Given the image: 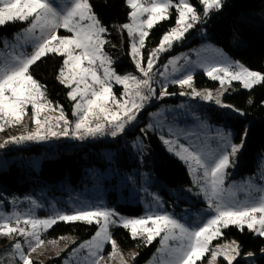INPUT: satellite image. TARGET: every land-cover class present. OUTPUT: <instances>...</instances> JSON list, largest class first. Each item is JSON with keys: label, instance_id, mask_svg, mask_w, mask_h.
I'll return each mask as SVG.
<instances>
[{"label": "snow or ice", "instance_id": "1", "mask_svg": "<svg viewBox=\"0 0 264 264\" xmlns=\"http://www.w3.org/2000/svg\"><path fill=\"white\" fill-rule=\"evenodd\" d=\"M126 3L131 9L128 14L130 22L121 27L133 38L131 55L144 79L130 73L120 75L112 67L114 61L103 51V46L107 43L104 34L108 29L93 10L90 0H70L63 6H58L54 0H0V26L8 22L30 21V26L24 31L35 41L31 54H8L0 62V131H4L6 125L22 124L28 115L29 107L32 109L31 119L36 125L34 131L9 137L0 144V148L8 143L19 144L24 141L47 140L51 137L69 135L68 126L71 121L65 115L63 106H54L52 101L48 100L46 86L36 80L29 71L41 57L50 53L64 57L57 79L71 89L68 96L75 101L73 114L77 117L74 125L77 138L83 140L86 135L104 134L107 124L112 125L110 135L115 137L124 131L128 122L136 119V112L133 109L143 108L144 102L149 99L148 95L143 94V90L154 92L151 88L150 73L158 53L166 51L174 41L182 39L196 22L208 17L213 11L221 10L224 6V0H199L203 6V16H201L191 0H126ZM171 9L177 13L176 26L163 35L158 47L149 54L145 67L141 49L145 38L149 35L148 30L159 21L169 19ZM60 28L67 29L70 35L59 36L57 33ZM37 29L40 32L39 36H35ZM165 67L167 68V65ZM206 74L211 79L218 80L221 86L240 81L244 88L251 89L254 85L264 83V73L251 70L239 61L209 64L206 67ZM113 82L124 85L125 95H134L140 103H136L135 99L124 103L116 100L112 93ZM172 82L181 86L187 85L192 89L193 96L202 95L205 100L215 99L217 104H221L219 96L222 93L214 97L211 91L202 94L193 87V75L190 71L183 78ZM130 88L133 90L131 93ZM162 94L169 93L164 90ZM110 98L119 109L123 110L122 113L109 111L107 104ZM57 108L59 115L56 117L42 115ZM235 111L240 112L239 109ZM54 128L60 130L55 131ZM229 135L222 134V139L227 141L229 150L222 151L214 158L191 151L183 145L179 146L181 151H176V155L182 160L191 162L189 166L194 172L197 169L203 170L205 184L202 186V191L208 197L209 207L214 208L215 215L200 226L190 228L167 213L128 218L121 216L114 209L97 206L77 209L71 214L57 212L45 219L32 216L21 219L17 214L14 225L8 218L0 217V236L19 235L30 238L28 240L30 250L27 253L19 241L13 245V256L18 255L22 264H34L32 253L45 245L42 233L58 221L98 225V230L92 239L79 246L80 249H88V256L84 258L85 264H108V261L116 260L118 264H127L117 241L112 237L110 231L112 225L128 229L133 239L142 238L146 245L160 237L161 248L158 249L160 256L155 259V264H197V261H201L209 252L211 253L209 264H216L218 257H223L227 264H233L241 255L240 245L236 241H231L210 248L211 242L223 234L222 228H227L229 225H236L241 231L246 226L248 230L264 237V195L254 201L246 200L243 203L223 201L226 170L232 165L231 157L243 148L247 130L244 131L239 144L231 143L228 140ZM164 142L169 145L172 143L168 140ZM169 150L174 149L170 147ZM196 182L200 183V178H196ZM258 191L264 192V189ZM214 200L218 202L213 203ZM66 239L68 238H59V240ZM170 241H176L175 246L170 244ZM57 242L53 240L49 243L55 245ZM106 243H110L112 247L107 261L101 254ZM78 251L79 249H75L74 254ZM261 251L264 252V249ZM136 255L132 253V258L135 259ZM246 255L252 257L255 254L248 252Z\"/></svg>", "mask_w": 264, "mask_h": 264}, {"label": "rangeland", "instance_id": "2", "mask_svg": "<svg viewBox=\"0 0 264 264\" xmlns=\"http://www.w3.org/2000/svg\"><path fill=\"white\" fill-rule=\"evenodd\" d=\"M54 2L58 6H63L68 4L70 0H54ZM173 10L174 9L170 10V16ZM197 11L203 16L201 11L198 9ZM129 22L130 21L128 20L126 23ZM200 22L201 21L196 22L194 26L184 34L182 39L174 41L171 47L166 51L158 53L160 58L153 63V68L156 71L153 95L158 99V103L156 104V107L149 110L147 120L141 126L140 132L135 137H128L126 135L121 136L126 131H133L125 130L118 134L119 138H111L113 141L119 140L122 146L132 147L135 153L140 157V166L128 171L119 170L116 167H109L105 171H96L87 176L83 186L75 187L69 182L53 183L40 177L41 165L44 158L50 154L49 149H42L34 153L19 152L13 155H0V169L6 168L10 162H19L22 167H31L34 171L31 191L23 195H13L5 201H1L0 217L8 218L13 223L17 214H19L21 219H26L28 216L45 219L53 216L57 212L71 214L77 209H88L102 206L114 209L121 216L128 218H139L147 214L167 213L180 220L181 223L192 228L202 225L206 220L215 215L214 208L209 207L208 197L202 191V186L205 184L203 170L197 169L194 172L189 166L191 162L182 160L176 155V151H181L179 146L183 145L191 151H197L206 157L214 158L222 151L229 150L227 149V141L222 139V134H230L228 140L231 143H240L235 139L236 131L234 127L229 125V120L230 116H242L243 112L235 111L236 108L234 107H224L223 105L230 104L223 101V95L233 83L241 82L233 81L231 84L221 86L218 80H213L206 74V67L209 64L222 61L236 62L239 60L227 53L222 46L210 41L205 29L200 25ZM22 23L25 25L21 27L19 31L15 32L12 36H3L1 38L0 62H2L8 54L27 55L33 52L35 41L24 31L30 26V21H23ZM122 25L114 26L113 29H109L105 26L108 31L104 34L107 43L104 44L103 51L114 61L112 67L116 69L118 74L125 75L130 73L139 78L143 76V74L137 67L136 71L138 72L133 71L126 73L119 72L116 67L117 62L125 59H130L135 64L131 55L133 38L129 36L126 29L121 27ZM153 27L148 30L149 34ZM193 30L194 32L191 33ZM57 34L59 36L70 35L69 31L63 28H60ZM39 35L40 32L39 29H37L35 36ZM188 35L190 36L189 38H187ZM148 36L145 38L144 46L141 49L142 56ZM194 37H198L200 41L196 45H190V42ZM177 45H179V47L182 45L187 46L174 52V47ZM165 55H168L167 59H165ZM147 59L148 58L143 60V66L145 67ZM170 61H174V63H170ZM239 62L242 63L241 61ZM166 65L167 68L165 67ZM245 66L249 68L247 65ZM189 71L193 75V87L197 91L202 94L205 91H211L214 97H216L218 93H222V95L219 96L221 104H217L215 99L205 100L202 98V95L193 96L191 95L192 89L187 85L181 86L172 82L173 80L183 78V76ZM100 72L102 73V69H100ZM199 72H205L209 79L217 84L215 86L197 87L194 83V76ZM111 87L113 95L116 100L120 101V103L131 101L132 99H135L136 103L139 102V99L135 98L134 95H125L124 85L113 82ZM70 90L71 89L68 88V92ZM164 90L169 94L163 95L162 91ZM132 91L133 90L130 88L129 92L131 93ZM68 99L72 102V117L70 118L61 103L52 102V104L54 106H63L65 115L68 120L71 121V124L68 126L69 135L67 137L73 144H76L73 146L75 149L82 148L85 145L79 144L83 140L88 139L92 142H98L112 137L107 134H97L93 137L86 135L83 140L77 138L78 134H75L74 129L77 117L73 114L75 101L71 100L69 96ZM48 100L50 99L48 98ZM107 107L110 112H123L122 109H119L116 106L111 98L109 99ZM31 114L32 109L29 107L28 115L25 117L22 124H17L15 126L6 125L4 131H0V144H3L11 136L34 131L36 125L31 119ZM42 115H47L50 118L56 117L59 115V108L55 111L45 112ZM148 135L157 136L165 149L186 166L190 175V183H178L175 186H171L165 180L149 174L142 167L143 158L149 152V145L146 140ZM165 140L171 141V145L166 144L164 142ZM39 141L42 142L43 140ZM24 142H22V145H24ZM47 147L50 148L51 146H45L43 148ZM52 147L57 150L58 146ZM170 147L174 150L170 151ZM242 151L243 148L234 157H231L232 165L226 170L227 175L223 183V201L225 203H243L246 200L254 201L259 196L264 195V192L258 191V189H264V155L257 156V159L255 160L257 168L254 172H246L241 175L240 171L245 163L244 158L242 157ZM100 153L109 160L113 159L114 152L111 150H102ZM194 167L195 165H193V168ZM196 178H200V183L196 182ZM111 198H114L113 202H111ZM216 202L218 201H213V203ZM117 204L139 206L141 207V214L131 215L122 213L117 209ZM21 206H26L24 211H20ZM53 226L42 233V239L45 240V245L42 248L37 249V252L32 253L34 261L46 262L49 259L57 258L60 259V263L59 261H53L51 264H85L84 258L88 256V249H80L79 246L82 243L91 240L95 234L77 243L75 236L72 234L61 235L59 237L51 236L49 233ZM149 226H151V224H149ZM118 227L122 226L112 225L110 227L112 237L116 241L117 239L114 235V230ZM231 227L239 228L236 225H229L227 228H222L221 231L223 234L212 240L210 248H214L217 245H224L231 241H236L238 243L237 240L226 237V233ZM245 228L247 227L245 226ZM255 235L257 234L255 233ZM60 237H67L68 239L59 240ZM6 238L8 242L0 247V264H22L18 255L13 256V245L15 242L19 241L22 244L24 251L27 253L30 250L28 245V240L30 238L19 235ZM53 240L58 241L57 244L53 245L49 243ZM155 242L156 246L153 253L149 258L142 262H139V259L144 250H139L135 245L125 248L118 241L117 244L124 259L127 261V264H155V259L160 256L158 249L161 248V238L157 237L152 243ZM169 243L175 246L176 241H170ZM75 249H79V251L74 254ZM111 252L112 247L110 243H106L101 252L106 261ZM132 253L137 254L135 259L132 258ZM256 256L257 254L252 257L240 255L236 260L243 257L245 264H257L255 260ZM259 256H264V252H261ZM210 258L211 253L209 252L201 261H197V264H209ZM108 264H118V260L108 261ZM216 264H227V262L223 257H218Z\"/></svg>", "mask_w": 264, "mask_h": 264}, {"label": "trees", "instance_id": "3", "mask_svg": "<svg viewBox=\"0 0 264 264\" xmlns=\"http://www.w3.org/2000/svg\"><path fill=\"white\" fill-rule=\"evenodd\" d=\"M195 7L203 13V6L199 0H191ZM93 10L104 26L113 29L129 20L130 8L126 0H90ZM177 13L172 11L169 19L157 23L149 34L143 50V60L148 58L153 49L157 48L163 35L176 25ZM23 24L20 21L8 22L0 26V40L3 36H12L19 31ZM200 25L205 29L210 41L222 46L232 57L247 65L250 69L264 73V0H224V6L219 11H213L208 17L203 18ZM194 30L191 32L193 33ZM190 36L188 35L187 38ZM200 39L194 37L190 45H196ZM187 45L174 47V52L185 48ZM168 55H165L167 59ZM64 57L59 54H48L38 60L29 69L32 76L47 88V97L54 103H61L68 117H72V102L68 99V88L57 79L60 68L63 66ZM117 70L121 73L136 71V65L125 59L116 63ZM138 72V71H136ZM197 87L215 86L217 83L209 79L205 72L194 76ZM223 101L243 112L242 116H230L229 125L236 131L235 139L241 142L242 135L247 130L244 139L242 157L244 165L240 174L252 173L257 166V156L264 155V83L254 85L251 89H244L241 83H233L223 95ZM251 101V102H250ZM156 105L144 109L138 128L126 131L121 136L135 137L141 126L146 122L148 112ZM119 138V135L115 136ZM98 142H80L85 144L82 148L75 149L73 143L54 147L28 148L19 144L8 143L0 148V155H13L19 152L34 153L42 149H49L41 165L40 177L53 183L69 182L75 187L83 186L87 176L96 171H105L109 167L119 170H132L141 165L140 157L130 146H122L119 140ZM4 140V139H3ZM2 140V141H3ZM147 143L149 152L144 156L142 167L151 175L165 180L169 185L190 183V175L186 166L176 157L171 155L161 144L157 136L148 135ZM1 141V142H2ZM3 143V142H2ZM111 150L114 152L112 160L107 159L100 152ZM116 151V152H115ZM34 171L31 167H22L19 162H10L6 168L0 169V202L13 195H23L31 191ZM114 198H111V202ZM22 211L26 206H21ZM117 209L126 214L140 215L141 207L129 204H117ZM98 229L96 224L81 222H57L50 230V235L59 237L72 234L77 243L91 237ZM117 241L125 248L135 245L139 250H144L139 259L142 262L153 253L156 242L146 245L143 239H133L130 232L124 227L114 230ZM226 237L238 241L241 256L248 252L257 254V264H264V256H259L264 249V237L255 235L253 231L244 228L231 227ZM8 242L6 236H0V247ZM60 259H49L42 264H51ZM41 264V261H34ZM233 264H245L243 257Z\"/></svg>", "mask_w": 264, "mask_h": 264}, {"label": "built area", "instance_id": "4", "mask_svg": "<svg viewBox=\"0 0 264 264\" xmlns=\"http://www.w3.org/2000/svg\"><path fill=\"white\" fill-rule=\"evenodd\" d=\"M160 56H158L157 59L155 60H159ZM155 74L156 71L154 70V68H152V71L150 73V77H151V88L154 89L155 85H154V81H155ZM140 79H144V76L139 77ZM143 94L144 95H148L149 99L147 101L144 102V107L141 109H133V111L136 112V119L132 120L130 122H128L125 125V130H134L137 128L139 122L142 119V114L144 112V109H148L154 105H156L158 103V99L155 98V96L153 95L154 92L149 93L147 89L143 90ZM140 103V101L138 102ZM55 131H59V128H54ZM112 130V125L111 124H107L106 128H105V132L104 134L110 135V132ZM108 132V133H107ZM104 134H99V135H104ZM120 134V133H119ZM90 137V136H89ZM93 137V136H91ZM113 137V136H112ZM89 140H83L82 142H88ZM91 141V140H90ZM64 143H72L71 140L68 139L67 136H57V137H51L47 140H43L41 141H26L24 142V147H28V148H34V147H45V146H58ZM48 148V147H47ZM20 211H22V208H20ZM13 223H15V219L13 220Z\"/></svg>", "mask_w": 264, "mask_h": 264}, {"label": "crops", "instance_id": "5", "mask_svg": "<svg viewBox=\"0 0 264 264\" xmlns=\"http://www.w3.org/2000/svg\"><path fill=\"white\" fill-rule=\"evenodd\" d=\"M159 92V91H158ZM160 93V92H159Z\"/></svg>", "mask_w": 264, "mask_h": 264}]
</instances>
